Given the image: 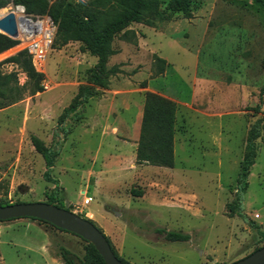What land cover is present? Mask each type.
Masks as SVG:
<instances>
[{"label": "rangeland", "instance_id": "1", "mask_svg": "<svg viewBox=\"0 0 264 264\" xmlns=\"http://www.w3.org/2000/svg\"><path fill=\"white\" fill-rule=\"evenodd\" d=\"M248 4L250 0H194L188 16L172 13L152 26L130 23L126 33L113 38L116 53L107 61L120 71L110 76L107 89L62 122L60 114L96 58L78 41L60 48L51 44L42 66L34 67L43 74L42 89L0 108V201L48 202L53 192L63 208L85 217L80 205L85 196L92 198L87 209L113 200L110 191L86 189L92 182L87 171L104 168L115 173L104 188L116 189L123 198L131 175V187L145 194V202L161 204L150 206L132 197L131 221L112 227L113 241L92 220L131 264H229L262 246L264 127L247 186L239 194L240 207L232 212L227 207L235 200L246 133L254 120L264 118V95L259 100L264 16ZM9 5L0 6L3 14ZM21 49L16 44L1 52L0 62ZM154 55L165 60L158 75ZM0 70L15 71L19 84L27 80L15 64L0 63ZM142 81L144 88L176 104L171 168L132 165ZM31 134L59 152L51 171L56 187L43 177L44 161L30 142ZM112 143L123 152L120 162L106 157ZM157 225L190 238L168 241L156 232ZM83 245L77 235L34 219L0 222V264H63L60 247L80 257Z\"/></svg>", "mask_w": 264, "mask_h": 264}, {"label": "trees", "instance_id": "2", "mask_svg": "<svg viewBox=\"0 0 264 264\" xmlns=\"http://www.w3.org/2000/svg\"><path fill=\"white\" fill-rule=\"evenodd\" d=\"M9 2L10 0H0V6ZM12 2L14 5L23 6L26 13L46 14L54 20L56 31L52 42L53 47L60 48L70 41H78L84 50L96 58L95 63L86 70L85 83L78 86L76 94L60 114L59 121L62 122L69 113L74 112L90 97L96 96L102 89L108 88L110 76L120 71L116 65L107 66L108 58L116 53L112 47V40L117 34L126 33L128 25L133 22L152 26L156 20L170 16L172 13H182L188 16L194 0H12ZM248 5L264 16V0H250ZM16 44H18L17 39L0 33V53ZM153 60L157 67L154 75L161 74L164 70L165 60L157 55L153 56ZM4 62L15 64L24 72L27 80L24 84H19L15 71L2 72L0 70V108L19 100L25 92L34 94L42 89L43 74L35 70L24 49L8 56L0 63ZM145 83L146 81H142L140 87H145ZM263 95L264 85L259 89L260 101ZM143 97L139 136L135 147V164L171 168L174 164L176 104L172 99L153 91H144ZM263 127L264 118L259 117L251 123L246 133L236 177L235 200L227 205L231 212L236 207L237 209L240 207L239 194L247 186L246 178L256 157V140L261 136ZM30 142L44 161V179L54 182L56 187L57 183L51 177V171L59 153L58 150L47 146L42 139L34 134L30 135ZM130 191L133 196L141 195V191L132 187ZM48 203L63 207L53 192ZM6 204L9 202L0 201V205ZM66 209L70 210L68 207ZM25 218L41 221L57 228L40 219ZM87 219L93 223L91 219ZM95 227L104 235L114 255L123 264H131L116 253L109 238L99 227L96 225ZM57 229L68 232L61 228ZM155 230L163 234L168 241H185L190 238L188 233L181 231L166 230L161 227H157ZM80 238L84 241L82 256L79 257L67 248L60 247L59 256L62 263L106 264L95 247L87 240Z\"/></svg>", "mask_w": 264, "mask_h": 264}, {"label": "water", "instance_id": "3", "mask_svg": "<svg viewBox=\"0 0 264 264\" xmlns=\"http://www.w3.org/2000/svg\"><path fill=\"white\" fill-rule=\"evenodd\" d=\"M10 3L13 4L12 0ZM14 5V4H13ZM20 6L21 5H15ZM0 30L11 38L17 36L16 17L8 11L0 18ZM31 217L74 233L90 242L106 264H123L113 253L104 235L87 218L48 202H15L0 205V220ZM229 264H264V245Z\"/></svg>", "mask_w": 264, "mask_h": 264}, {"label": "crops", "instance_id": "4", "mask_svg": "<svg viewBox=\"0 0 264 264\" xmlns=\"http://www.w3.org/2000/svg\"><path fill=\"white\" fill-rule=\"evenodd\" d=\"M109 86V85H108ZM144 91H153L156 92L154 89H146L144 87H140ZM107 89V88H106ZM104 90V89H102ZM157 93V92H156ZM160 94V93H159ZM143 96L142 99L143 100ZM169 98V97H168ZM141 115L142 111L139 114V123L141 122ZM138 140V139H137ZM137 141L136 142H131V160H132V165L135 168L136 165H147V166H154V165H148V164H135V147H136ZM124 145V144H122ZM118 145L112 143L109 148L107 149L106 157H109L111 159H115L116 161L120 162L121 156H123V152H121ZM121 147V146H120ZM105 158V157H104ZM154 167H161V166H154ZM169 168V167H165ZM53 169V168H52ZM87 179L91 178L92 182L90 185L86 186L93 188L94 191H96L98 194H102V192L105 191H110L109 193L113 196V200L109 202H105L104 207H98L96 206L93 209H87L86 207L91 203L92 198L84 203V199L87 197L85 196L83 198V201L80 205H82V208H84V213L85 217L89 218L91 220L96 221L104 230L103 232L107 234L111 240L113 241L114 233L112 232V227L118 226L121 223L128 221H131V211H134V208H132L131 204L133 203L132 197H135V199H139L140 202L148 203L150 206H155V207H161L158 201L153 200L149 202H145V194L141 192V195L133 196L131 195V175H130V186L128 188L127 195L125 197L120 198L116 194V189L114 191L108 190L103 187V183L106 182L107 180H114L115 173L114 171H107L104 168H99L97 170H89L87 171ZM88 179V180H89ZM82 194H84L86 191L82 189L80 191ZM89 196V195H88ZM90 197V196H89ZM159 224V223H157ZM156 227H161L157 225ZM45 253L48 257V259H52L51 256L47 252V248H45ZM53 261V259L51 260Z\"/></svg>", "mask_w": 264, "mask_h": 264}, {"label": "built area", "instance_id": "5", "mask_svg": "<svg viewBox=\"0 0 264 264\" xmlns=\"http://www.w3.org/2000/svg\"><path fill=\"white\" fill-rule=\"evenodd\" d=\"M4 14H0V18ZM15 15V14H14ZM16 17L18 44L22 45L29 55L32 65L42 66L46 55L51 47L55 31L56 23L49 15L29 14L22 8V15ZM0 33H3L0 30ZM91 197L87 196L84 203L88 202Z\"/></svg>", "mask_w": 264, "mask_h": 264}, {"label": "bare ground", "instance_id": "6", "mask_svg": "<svg viewBox=\"0 0 264 264\" xmlns=\"http://www.w3.org/2000/svg\"><path fill=\"white\" fill-rule=\"evenodd\" d=\"M11 5L14 6L15 8H12V6L9 5L8 7L9 11H12L15 14V16L20 17L22 15V8L20 6H15L13 4ZM3 12L4 9L0 8V14H3Z\"/></svg>", "mask_w": 264, "mask_h": 264}]
</instances>
